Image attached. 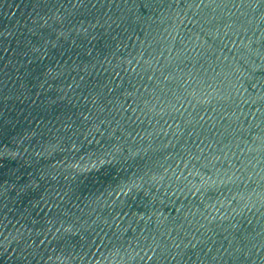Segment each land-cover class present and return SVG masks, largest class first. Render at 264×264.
Returning a JSON list of instances; mask_svg holds the SVG:
<instances>
[{"label": "water", "instance_id": "obj_1", "mask_svg": "<svg viewBox=\"0 0 264 264\" xmlns=\"http://www.w3.org/2000/svg\"><path fill=\"white\" fill-rule=\"evenodd\" d=\"M0 264H264V0H0Z\"/></svg>", "mask_w": 264, "mask_h": 264}]
</instances>
